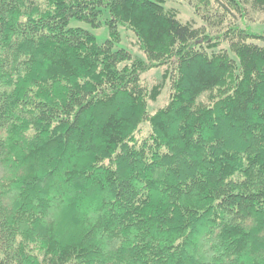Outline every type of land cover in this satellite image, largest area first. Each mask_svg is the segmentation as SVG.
I'll return each instance as SVG.
<instances>
[{
    "label": "trees",
    "instance_id": "16d2710c",
    "mask_svg": "<svg viewBox=\"0 0 264 264\" xmlns=\"http://www.w3.org/2000/svg\"><path fill=\"white\" fill-rule=\"evenodd\" d=\"M167 2L0 0V264H264V36Z\"/></svg>",
    "mask_w": 264,
    "mask_h": 264
},
{
    "label": "rangeland",
    "instance_id": "374dc122",
    "mask_svg": "<svg viewBox=\"0 0 264 264\" xmlns=\"http://www.w3.org/2000/svg\"><path fill=\"white\" fill-rule=\"evenodd\" d=\"M236 1L239 7L236 6ZM164 8L176 10L178 12V18L182 23L194 22L200 33L210 38L222 37L233 28L249 32L252 31L253 33L263 34L264 36V10L256 6L253 1L211 0L210 5H205L201 3V0H168ZM107 17L108 13L104 12L101 18L103 24ZM70 27L84 28L97 38L99 44L104 43L109 38V30L106 26L100 29H94L88 24L72 21ZM119 31L121 34V42L115 49H125L133 57L145 59L146 55L136 45L137 37L135 34L123 27H119ZM262 40L255 39L248 40V42L264 46V41ZM235 41H239L238 38ZM231 43L232 41L223 40L220 49L227 52L231 58L236 60ZM165 69V66L154 67L142 76V82L145 85L151 86L155 82L162 81ZM171 87L172 78H168L158 99L155 102H148L150 113L154 114L160 107L167 105L170 101ZM207 102L208 91L204 90L198 97L196 96L194 108Z\"/></svg>",
    "mask_w": 264,
    "mask_h": 264
}]
</instances>
